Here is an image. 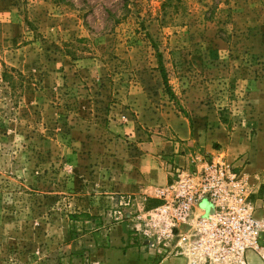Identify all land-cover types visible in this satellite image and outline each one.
Listing matches in <instances>:
<instances>
[{
	"label": "rangeland",
	"instance_id": "obj_1",
	"mask_svg": "<svg viewBox=\"0 0 264 264\" xmlns=\"http://www.w3.org/2000/svg\"><path fill=\"white\" fill-rule=\"evenodd\" d=\"M183 127L264 129V0H0V264H179L125 186Z\"/></svg>",
	"mask_w": 264,
	"mask_h": 264
},
{
	"label": "built area",
	"instance_id": "obj_2",
	"mask_svg": "<svg viewBox=\"0 0 264 264\" xmlns=\"http://www.w3.org/2000/svg\"><path fill=\"white\" fill-rule=\"evenodd\" d=\"M239 162L203 156L175 166L148 211L157 245L188 264H247L249 252L264 262V219L256 217L248 161Z\"/></svg>",
	"mask_w": 264,
	"mask_h": 264
},
{
	"label": "crops",
	"instance_id": "obj_3",
	"mask_svg": "<svg viewBox=\"0 0 264 264\" xmlns=\"http://www.w3.org/2000/svg\"><path fill=\"white\" fill-rule=\"evenodd\" d=\"M178 139V142L153 140L145 147L148 152L136 159L131 183L126 182L125 187L131 193L139 199L153 197L159 188L170 181L175 166L185 163L183 157L179 155L182 147L198 142L203 144L204 150L201 152L203 156L222 158L226 163L234 166L239 165L237 162L239 157L244 156L248 159L249 164L245 168L255 186L252 199L257 207L256 217L264 219V129L257 132V135L251 139H246L235 133H227L223 127H214L207 132H200V130L192 132L189 128L183 127L180 128ZM162 153L168 156L166 162H161L159 156L156 157ZM119 229L121 234L117 235L115 243L121 245L124 232L122 226L116 228L117 232ZM163 260L160 264H167L166 258ZM175 260H178L179 264H186L182 258L178 257ZM137 261L138 256L132 258V264H138ZM246 262L247 264H264L253 253L246 254Z\"/></svg>",
	"mask_w": 264,
	"mask_h": 264
},
{
	"label": "trees",
	"instance_id": "obj_4",
	"mask_svg": "<svg viewBox=\"0 0 264 264\" xmlns=\"http://www.w3.org/2000/svg\"><path fill=\"white\" fill-rule=\"evenodd\" d=\"M79 215L84 216L83 214H79ZM70 219H78V218H77V216H70Z\"/></svg>",
	"mask_w": 264,
	"mask_h": 264
}]
</instances>
